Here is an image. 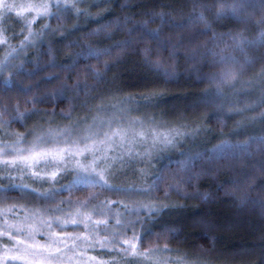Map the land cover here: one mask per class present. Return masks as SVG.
<instances>
[{
	"label": "trees",
	"instance_id": "16d2710c",
	"mask_svg": "<svg viewBox=\"0 0 264 264\" xmlns=\"http://www.w3.org/2000/svg\"><path fill=\"white\" fill-rule=\"evenodd\" d=\"M221 2L232 3V0H60L61 7L51 9L55 15L37 17L33 24L37 31L48 26L43 41L24 47L0 72V119L7 120L15 115L17 106L21 112L38 109L23 123L13 121L6 128L10 132L24 133L36 124L47 126L49 119L53 126L70 124L86 114L91 116L93 113L89 109L102 99L115 103L122 97L130 96L132 99L125 101L126 107L134 109L129 116L154 117L165 127L186 125L191 129L203 125L207 131L200 132L195 138H187L147 165L149 173L159 174L161 178L158 188L146 192L148 197L146 195L144 201L176 206L144 220L151 231L143 236L141 250L159 243L174 250L163 255L184 256L201 264H264V140L257 139L264 137V120L251 119L264 111V105L254 111H234L249 105L260 94L259 86L249 81H255L264 68V44H245L242 52L231 39L233 34L242 33L248 41L257 40L259 31L264 28L257 23L264 16V5L260 0H251L253 7L241 13L243 19L236 20L216 17ZM27 3L55 4L56 0H20L18 5L26 6ZM65 4L68 7L65 8ZM209 5L211 7H206ZM77 9L82 10L79 15ZM193 11L197 15L201 11L204 13L210 22L207 31H201L205 25L195 20L181 28H170L167 23L161 28L159 16L150 20L147 27L161 28V38L169 41L163 48L155 40L142 37L139 29L131 35L127 31L134 22L147 20L154 13L164 12L169 20H179ZM125 16L129 17L127 22ZM117 19L120 21L119 28L115 24ZM0 20V29L1 26L5 29L0 32V37L7 39L4 53L0 54L2 60L10 45L20 44L23 39L20 33L23 31L27 35V28L23 18L14 11ZM105 24L107 26L102 27ZM122 39H128L129 44L113 48L111 55L101 56L98 60L80 58L73 64L82 45L105 47ZM145 49L149 50L148 60L161 61L159 72L151 70L154 65L145 63ZM213 51L218 55L235 56L237 60V80L231 86L220 85L223 96L216 95L217 83L212 80L213 75L223 67L213 58ZM173 52L177 54L171 55ZM117 58L119 62H116ZM21 61H24L26 71L41 70L31 76L25 71L17 72L12 66ZM104 61L112 63L106 72ZM51 63L56 66H46ZM90 68L100 69L104 78L95 79L88 70ZM164 69L171 75L166 76ZM10 73L13 74L10 76ZM49 74H56V78L41 79ZM6 79L10 80L7 86L4 84ZM77 82L81 84L79 91L73 87ZM85 83L90 86L86 90L83 88ZM61 84L67 85L62 95L52 96L51 93ZM27 85H33L31 90L21 91ZM206 90L207 96L204 95ZM149 92L163 95L145 104L141 95ZM34 95L44 99L26 103ZM0 138L14 139L8 135H0ZM26 139L30 140L31 135ZM223 140L233 145L245 141L249 143L244 152L225 149V154L219 157L209 153L195 160L187 171L181 170L178 162L184 159L180 155L182 151L211 150ZM39 170L41 168L36 169ZM14 175L17 176L16 183L30 184L32 188L41 190L50 187L47 182H33L30 178L21 181L19 173ZM72 180V173H66L57 187ZM181 181L184 183H179L178 191V182ZM9 183L0 177V184ZM113 183L144 185L152 183V180H145L139 174L130 176L128 172H120ZM169 184L173 185L171 189ZM90 192L99 193L98 196L112 193L101 188L77 187L56 195L63 200L67 194L68 199H85ZM5 196L4 200L10 203L17 201L35 205L39 201L34 195L28 192L22 194L18 189L10 190ZM98 196L89 203L97 200ZM170 229L174 230V235L168 231ZM7 244V238L0 239V248ZM98 249L90 252L105 260L110 258L108 253Z\"/></svg>",
	"mask_w": 264,
	"mask_h": 264
},
{
	"label": "snow or ice",
	"instance_id": "6c2138e0",
	"mask_svg": "<svg viewBox=\"0 0 264 264\" xmlns=\"http://www.w3.org/2000/svg\"><path fill=\"white\" fill-rule=\"evenodd\" d=\"M261 5H264V0H260ZM126 5H122L124 7ZM59 9L61 7L60 0L52 3H39L18 5L15 2L8 0H0V19L10 16L14 11L18 17L23 18L24 27L27 28V35L20 33L23 39L18 46H9V51L5 53L4 58L0 60V72L8 66V61L14 58L20 50L29 45H34L37 42L43 41L44 33L48 26H43L40 30L33 28L37 17H51L56 13L52 12V8ZM64 7H68L67 4ZM74 7V5H73ZM206 7H211L206 6ZM253 7L251 0H232V3L221 2L216 10V17H232L236 20L243 19L242 12H246ZM79 15L82 10L77 9ZM35 13V15H32ZM148 15V13H145ZM31 16V19L28 17ZM159 16L162 26L167 23L170 28H181L186 23L192 21L202 22L205 28L201 31H207L210 27V22L201 11L198 15L195 11L190 15L179 20H169L164 12L154 13L149 16V19L134 22L132 27L128 28L129 35L136 29L140 30V35L147 36L155 40L160 48L165 47L169 41L162 39L160 32L161 28L150 29L147 27L151 19ZM102 18V17H101ZM125 22L129 17L125 16ZM258 24L264 25V16L258 21ZM116 27H120V21H115ZM107 24L102 27H106ZM5 29H0V32ZM100 31V29H97ZM215 39V33H213ZM231 39L235 41V47L240 51H244L243 45L248 43L259 42L264 44V28H262L257 36L256 41H248L242 33L233 34ZM3 43H7V39H3ZM75 43V41H70ZM129 44L128 39L116 40L105 47L81 46V51L76 53L73 59V64L77 63L80 58L99 59L101 56L111 55L113 48H119ZM148 49H145V63L154 65L152 71H160V60H148ZM173 52L171 55L175 56ZM212 56L217 62L223 65L218 74L213 75L212 80L216 81V95L223 96L221 84L233 85L238 77L239 69L236 67V57L232 55H218L212 52ZM119 62V58L117 61ZM24 61L20 64L13 65L15 71H25L28 76L34 75L35 71L41 69L36 68L33 71H26L23 68ZM55 67L54 63L46 65ZM104 71L112 67V63L104 61ZM93 73L97 80L104 78V73L100 69H88ZM13 73H10V76ZM166 76L171 75L167 69H164ZM56 74H49L42 77L44 80L55 79ZM10 83L9 79L4 81L7 86ZM254 86H259L260 94L249 105L235 109L239 113L242 111H254L256 107L264 105V68L257 74L255 81H249ZM38 86V84L36 85ZM33 85H27L21 88V91L28 92ZM77 91L81 90V84L77 82L73 86ZM90 86L86 83L83 88L86 90ZM66 84H61L59 89L54 90L52 96L62 95V90L66 89ZM207 91L204 95L207 96ZM163 93L149 92L141 95L143 103L148 104L156 101ZM42 96H32L26 103L43 100ZM95 99V97H93ZM130 96L122 97L115 103L101 100L89 109L93 113L91 116L85 115L82 118L71 122L67 125L53 126L52 120L47 121V126L36 124L32 128L27 129L24 133L10 132L6 128L13 121L23 123L30 115L37 112L38 109H26L21 112L18 109L15 115L10 116L7 120L0 119V135H8L14 137L12 140H4L0 138V177L8 180V185L0 184V199H5V194L13 189H18L20 193L28 192L34 195L38 200H54L56 194L60 191H71L77 187L101 188L109 191L117 192H151L158 188L160 175L149 173L147 169H140V174L145 177V180L151 179L152 183L144 185H117L112 183L119 170L116 169V163H124L125 159L131 161L138 159L147 164H151L153 158L162 157L164 153L176 148L189 137L195 138L202 131H207L203 125H197L195 128L189 129L186 125L165 127L160 121L154 117H132L129 113L134 109L125 106V101L131 100ZM223 105L221 104V107ZM138 110V109H135ZM7 111V109H4ZM63 114V113H62ZM251 119L264 120V111L259 113L258 117ZM31 135V140L26 137ZM251 139V138H250ZM257 139L264 140V137ZM249 141L231 144L227 140H223L213 146L211 150L187 153L181 152L184 157L179 161L181 170L187 171L193 162L201 156L211 155L219 157L225 154V149H233L235 151L244 152L247 150ZM234 154V152L232 153ZM43 165V169L36 171ZM51 168L49 171L48 169ZM19 173V179L30 178L33 182L49 183L47 189L32 188L30 184L16 183L17 176L14 173ZM72 173L73 180L66 185H59V180L66 174ZM178 182L177 190L179 191ZM173 185L169 184L168 188ZM199 195V193H196ZM99 193L90 192L83 200H61L59 203L51 207L34 206L29 207L27 204L22 205H0V239L7 238L8 246L0 248V264H84V251L97 250L106 252L110 258L108 260L98 261L97 264H201L198 260H187L184 256H165L164 253L174 251L166 244L160 246L159 243L150 245L141 250L140 244L143 241V236L150 233V227H146L144 220H150L154 216L167 210L171 206L166 203L149 202L133 203L132 205L124 204L123 201H101L98 206H93L90 211H84L89 201L95 199ZM205 199L207 196L205 195ZM65 203L76 204L78 207L71 212H64L62 205ZM119 203L128 212L145 211L146 215L143 219L137 217L136 220L124 221L120 219V213H116L117 219L111 228L110 235L97 239L98 230L101 225L104 230L108 231L109 219L93 220L96 214L97 207L103 209L105 205L111 206ZM264 203V202H262ZM23 212V215L20 213ZM63 213L55 215V213ZM15 213V214H14ZM136 223L141 224L139 232L133 231V235L128 238L121 239L126 234L129 225ZM69 225L73 227L83 226V232L69 233L63 231ZM56 229H61L57 231ZM123 230V231H122ZM173 235L174 230H168ZM42 234L44 242L37 240V235ZM159 235V234H158ZM79 249V251H78ZM115 253V255H111ZM96 257H89V261H96Z\"/></svg>",
	"mask_w": 264,
	"mask_h": 264
},
{
	"label": "rangeland",
	"instance_id": "374dc122",
	"mask_svg": "<svg viewBox=\"0 0 264 264\" xmlns=\"http://www.w3.org/2000/svg\"><path fill=\"white\" fill-rule=\"evenodd\" d=\"M24 1V0H23ZM8 2H15L16 4H18L20 2V0H8ZM30 4V3H27ZM0 24H1V20H0ZM2 29V26H1ZM3 36L0 37V54H3V50H5L6 45L3 43ZM31 140V139H30ZM158 158V157H156ZM156 158H153L151 162H154V160ZM147 163L140 161L138 159H133L131 161L125 159L124 163L121 164L120 162L116 163V169L119 170L120 172H128V174L130 176H132V174H140V169H147ZM43 165L40 166L41 169H43ZM18 173V172H17ZM142 176V175H141ZM114 181V180H113ZM112 181V183H113ZM112 193L107 194V195H101L98 196L97 200L92 201L91 203H89L87 205V207L85 209H83L84 211H90L93 206H98L99 202L101 201H105V200H109V201H123L124 204H128V205H132L133 203H143V204H147V202H145V197H146V192H132V193H126V192H117V191H111ZM148 197V195H147ZM2 201L0 205H10V204H15V205H22V202H17L14 201L16 203H10L9 201H5L4 199H1ZM63 199H61L58 195H56L54 200H43V199H39V201L35 204V205H30L29 207H34V206H40V207H51L57 203H59V201H61ZM67 200H78V199H68V194L67 197L65 196V201ZM79 200H83V199H79ZM138 201V202H137ZM78 207V205L76 204H69V203H65L64 205H62V208L64 210V212H71L74 211L76 208ZM120 213V219L124 220V221H129V220H136L137 217L143 219L146 215L145 211H140V212H128L126 211L121 204L119 203H115L111 206L105 205L103 207V209H101L100 207H97V211L96 214L93 216V220H103V219H109V223H108V231L104 230V226L101 225L99 230H98V235H97V239L99 238H103L106 237L108 235H110L111 232V228L113 227V225L115 224V221L117 219L116 213ZM15 214V213H14ZM21 215H23V212L20 213ZM63 213H55V215H62ZM140 223H136L134 225H129L128 229L126 231V234L124 236L121 237V239L124 238H128L131 237L133 235V231L139 232L140 231ZM57 231H60L61 229H56ZM63 231L69 232V233H79V232H83L85 231L83 226H79V227H73L71 225H69L67 228L63 229ZM123 231V230H122ZM37 240L44 242V237L42 234H38L37 235ZM9 244H7L6 246H8ZM97 247L99 248V245H97ZM79 251V249H78ZM84 255V264H97L98 261L101 260H105L101 257L96 256V254L90 252V250H86L83 253ZM89 257H96V261H89L88 258Z\"/></svg>",
	"mask_w": 264,
	"mask_h": 264
}]
</instances>
